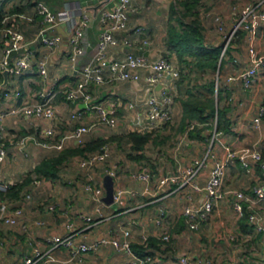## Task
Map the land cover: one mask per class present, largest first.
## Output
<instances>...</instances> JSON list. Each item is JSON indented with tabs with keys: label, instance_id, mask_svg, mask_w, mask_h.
<instances>
[{
	"label": "crops",
	"instance_id": "1",
	"mask_svg": "<svg viewBox=\"0 0 264 264\" xmlns=\"http://www.w3.org/2000/svg\"><path fill=\"white\" fill-rule=\"evenodd\" d=\"M36 1L1 0L4 18L0 28H18L25 35L26 49L18 50L14 55H21L30 50L34 54L35 65L23 75L9 74V81L3 87L2 73L0 90L3 88L20 90L22 96L18 100L0 101V111H8L23 102H36L40 100L42 91L54 85L58 95L55 98L57 117L53 125L52 140L61 141L65 135L72 133L80 125L89 126V131L83 135L81 141L72 137L67 138L64 148L59 150L41 147L33 138L35 136L38 139L43 138L42 131L47 126V121L28 118L22 113L10 114L4 119L2 124L6 131L8 153L2 165L0 178L9 184L25 179L29 181L18 198L7 199L11 204L23 207L24 215L22 223L17 225L6 224L0 220V237L5 240V243H0V264H24L26 255H35L37 252L53 257L55 259L53 264H128L132 260L131 253L116 250L111 245H103L97 250L83 253L70 260L78 243L91 242L103 236H114L123 240L126 231L130 232L132 245L143 244L144 235L159 240L157 244L161 248L151 249L155 253L156 264H180V258L184 255L193 258L205 255L208 258L209 254L213 253V248L207 246L204 241L210 236L212 244L216 235V223L224 225L226 220H222V210L225 212L231 206L235 209L236 191H244L254 198L253 187L264 181L261 166L254 164L252 170L247 172L238 157L231 160L224 182L226 195L219 207L211 214L209 221L199 230L189 228L184 209L189 204L199 205L205 198V192L196 191L190 183L184 184L182 177L166 186L160 184V179L169 172L181 173V170L194 160L206 158L207 165L195 178V182L203 186L210 175L213 163L224 157L227 149L255 148L264 155V117L259 125L256 124L260 108L264 105V64L261 65L252 82L246 85L242 74L251 66L246 30L237 43L230 45V54H226L222 70L219 62L218 74L214 78L216 81L214 97L218 104L217 89L220 84L223 94L222 106L227 108L228 129L217 131V117L207 122H198L199 125L196 124L194 127H191L194 121L185 126L182 123L184 111L181 99L187 97L189 90L201 97L212 96V93L206 86L207 81L202 83L199 91L193 89L194 86L190 84L185 87L177 84L182 66L175 51L169 49L167 40L170 13L178 0H132L129 27L124 32L118 33L119 43L108 49V57L119 58L128 51L136 53L143 51L152 61L161 56L168 58L179 70V78L173 91L172 119L164 124L148 120V97L151 90L144 73L137 81L112 80L93 83L90 86L94 102L115 105L118 124L110 126L102 122L98 114L94 110H89L85 103L67 101L63 97V91L75 86L82 78V67L94 54L101 31L97 14L103 8L113 7L116 0H43L56 14H61L68 8L81 6L92 15L83 40L87 43L86 52L78 58L76 64L69 59V28L66 23L60 24L63 27L59 32L63 34L64 39L59 48L49 47L42 41H37L44 23L43 17L36 13ZM220 1L202 0L201 4H208L211 7L205 13L200 7L199 19L205 26L207 44L222 45V57L231 39L227 41L226 37L233 30L238 16L231 14V2ZM246 2L240 1L239 5ZM220 13L228 22L225 28L227 29L230 24L233 26L223 37L222 41L226 40L225 43L221 42L220 36L212 29V26H216L214 15ZM76 17L80 21V14ZM139 24L146 25L145 34L136 32L135 28ZM225 28L223 31L215 29L225 33ZM143 38L149 39V45H143ZM3 45V36L0 34V49ZM255 45L259 55L264 56V37H259ZM40 60L47 62L48 75L45 78L38 71L37 63ZM208 70L210 69L203 71ZM160 88L156 87V90ZM131 103H134V106H130ZM79 109H83L85 117L82 120L72 119V112ZM131 130L150 135L141 149L133 148L134 142L127 136ZM23 136H27V139L25 147L21 148L19 139ZM98 138L108 139L105 144L109 145L111 156L107 161L97 162L93 167L86 169L80 165L84 155H72L60 166L56 178L41 177L34 172L35 166L43 159L57 156L77 145H84ZM144 167L152 173L150 182L134 177V174ZM112 170L116 172L115 190L124 188L126 193L121 201L112 205L103 200L101 211L105 218L88 226L89 222L84 218L85 215H92L95 220H100L101 216L97 211L98 203L85 190V184L94 183L97 186H104V175ZM28 194L31 195L30 199L26 198ZM247 203L244 202L245 205ZM256 206L264 213V202H258ZM235 211L238 212L236 209ZM241 216L239 213L237 221L242 237H245V240H257L260 237L264 248V233L257 232L249 219L251 231L243 230L240 225ZM37 220L42 221L43 225L37 226L35 223ZM67 221L73 222L81 230L77 233L75 245L72 248L52 249L50 244L45 242V237L64 234ZM23 223L28 225L27 231L23 230ZM226 230L224 226V231ZM194 232L198 234L194 235ZM165 234L170 236L169 240H162L161 237ZM166 243L169 248H165ZM235 245L237 247V244ZM231 251L234 255L235 250ZM209 259L215 264L214 258L209 257ZM235 259L234 257L229 264L238 262Z\"/></svg>",
	"mask_w": 264,
	"mask_h": 264
},
{
	"label": "built area",
	"instance_id": "2",
	"mask_svg": "<svg viewBox=\"0 0 264 264\" xmlns=\"http://www.w3.org/2000/svg\"><path fill=\"white\" fill-rule=\"evenodd\" d=\"M36 13L43 17L44 25L40 29L42 42L49 47L59 48L64 36L57 27L62 23H66L69 28V44L70 53L69 59L73 64H76L78 58L86 52L87 43H85V29L87 28L89 20L92 15L88 10L81 6L68 8L61 14H56L49 5L43 0L36 1ZM132 13V0H116L113 7L103 8L98 16V21L101 27L98 43L92 57L82 67V78L79 82L63 91V97L72 103L83 102L89 110H94L102 122L110 126L118 124L117 109L113 104H98L94 102L93 94L90 86L93 83H104L112 80H139L144 73L146 79L150 84V94L148 97V120L157 124L167 123L172 119V109L174 103V88L176 81L179 78V70L166 57H159L152 61L148 56L133 51H128L123 57L112 58L108 57V49L119 43L117 37L118 33L124 32L129 27V22ZM77 14H80V21L77 20ZM231 14L238 16L234 23V28L226 37L227 41L233 36L238 29H244L247 32V40L249 42V51L251 55V66L243 74V81L249 85L257 71L264 64V56L259 55L256 47V40L259 37H264V0L248 1L243 5L234 4L232 6ZM96 16V15H95ZM214 20L217 28L223 31L226 25V17L222 14H215ZM136 32L145 34L147 27L144 24L136 26ZM0 34L3 36L4 45L0 49V69H8L10 75L20 76L32 69L35 65V58L32 51H25L21 55H14L15 51L25 47V35L18 28H0ZM143 45H149L148 38L142 39ZM38 71L45 78L48 75V66L45 60L38 61ZM161 85L160 90L156 87ZM58 91L55 86L47 87L40 93V100L36 102H23L15 105L8 111H0V174L2 165L7 157L6 146V131L2 124L4 119L10 114L22 113L28 118L41 119L47 121V126L42 131V139L36 136L34 140L45 148H56L62 150L64 148L65 140L69 137L75 138L78 141L83 139V135L89 131V126L80 125L76 127L72 133L65 135L61 141L52 140L54 135V122L57 117V105L55 98ZM22 96L20 90H12L10 88H3L0 90V101L6 99L18 100ZM130 106H134L131 103ZM72 119L82 120L85 117L83 109L74 111L71 114ZM264 117V105L260 108V114L256 119V124L259 125ZM197 123H192L194 127ZM27 136L19 139V146L24 148L26 145ZM27 153V152H26ZM111 156V150L108 144L102 146L99 150L90 153L88 156L80 160L82 168L89 169L97 162L107 161ZM238 157L243 168L250 172L254 164H259L264 175V155L255 148H242L239 150L227 149L224 157L217 159L210 170V175L206 183L201 186L195 182L196 176L207 165V159H196L192 163L185 166L181 173L169 172L161 177L160 184L166 186L169 183L176 182L179 178H183L184 184L190 183L196 191H204L205 198L199 205H187L184 209L187 224L191 230H199L206 224L211 214L219 207L221 201L225 197L224 182L227 172V167L231 160ZM113 176L116 175L114 170L109 171ZM134 177L145 182H150L152 173L147 167L136 174ZM9 183L0 178V190H6ZM85 190L89 192L95 201L98 203L97 211L100 220H95L92 215H85L84 218L88 226L95 221H101L105 218L101 211V205L104 204L103 196L105 195V187L97 186L94 183H86ZM126 190L120 188L115 190V202L122 200ZM254 198L249 196L244 191L235 192V209L243 215L245 204L247 203L248 219L255 227L257 232L264 233V213L261 212L256 204L264 202V181L256 184L253 187ZM27 199L31 198L28 194ZM54 208V206H52ZM24 215V209L20 206L11 204L8 200L0 199V220L6 224L17 225L22 223L21 220ZM37 226H42L43 222L37 220ZM87 227V226H86ZM85 227V228H86ZM23 230L29 229L28 225L22 224ZM66 232L64 234H54L45 237V242L50 244L52 249L56 248H72L75 245V238L77 233L81 231L71 221L65 224ZM130 232H125V238L120 240L114 236H103L92 240L91 242L78 243L76 251L70 257V260L79 257L81 254L97 250L103 245H111L116 250H125L131 253L132 260L128 264H156V257L151 253L137 254L133 251L132 242L129 238ZM234 236V235H233ZM231 237L232 240L234 237ZM169 235L165 234L162 240H169ZM149 236L144 235L142 243L148 240ZM0 243H5L3 237H0ZM81 259V258H80ZM55 259L50 256H45L41 252L35 255H26L24 257V264H53ZM213 264V261L207 257H195L184 255L180 258V264ZM232 264H238L233 262Z\"/></svg>",
	"mask_w": 264,
	"mask_h": 264
},
{
	"label": "trees",
	"instance_id": "3",
	"mask_svg": "<svg viewBox=\"0 0 264 264\" xmlns=\"http://www.w3.org/2000/svg\"><path fill=\"white\" fill-rule=\"evenodd\" d=\"M201 1L202 0H178V3H174L169 17V38L167 40V45L169 46V49H173L177 54L178 61L182 66V78L185 76L186 66L191 68L196 67L200 70L208 68L217 70L220 62V70H222L225 56L226 54H230V45L232 44L231 40L222 57V45L213 46L207 44L204 26L199 19L200 7L202 5ZM3 18L4 15L2 13V4L0 0V27H2L1 22ZM236 33L239 41L244 36L245 30L238 29L236 30ZM188 57L193 60L188 59ZM1 77L2 72L0 71V78ZM206 86L208 87L210 93H212V96L201 97L189 90L187 97L181 99L184 111L182 123L186 126L193 121L207 122L209 119H215L217 117V131L227 130L229 127V120L226 118L227 108L222 106L223 94L220 84L217 89L218 104H216L214 97L216 92L215 79L209 78L206 82ZM127 136L133 140L134 149H141L150 138L149 134H143L136 130L129 131ZM107 141L108 139L98 138L89 141L84 145H77L75 148L59 153L57 156L45 158L35 166L34 172L41 177L56 178L58 176L60 166L69 156L84 155V157H86L90 153L99 150ZM28 181L29 179H25L21 182L9 184V187L6 190H0L1 198L3 200L18 198L21 191L28 184ZM248 214L249 212L247 206L245 205L243 215L240 218V225L243 230L250 232L252 227L248 223ZM158 242L159 240L154 237H149L145 243L133 244L132 248L134 252L140 255L147 253L154 255L155 253L151 249L161 248L160 245L157 244Z\"/></svg>",
	"mask_w": 264,
	"mask_h": 264
},
{
	"label": "rangeland",
	"instance_id": "4",
	"mask_svg": "<svg viewBox=\"0 0 264 264\" xmlns=\"http://www.w3.org/2000/svg\"><path fill=\"white\" fill-rule=\"evenodd\" d=\"M222 1L223 0H221L220 2ZM240 1L248 2V1H253V0H227V2L229 3L231 2L232 4V5L230 4L231 8L234 4H240L239 3ZM224 4L226 5V2ZM201 7L205 13L211 7V5L202 4ZM232 27H233L232 24H230V26H227V29L225 28L226 29L225 33L217 31L215 29L217 28L216 26H212V29L215 31V34L220 36L221 42H223L222 40H223L224 35L226 36ZM230 40L232 43L233 42L237 43L238 42L237 33L234 34V37L232 36ZM225 42L226 40H224L223 43ZM189 59H192V58L189 57ZM179 69H181V67H179ZM217 74H218L217 70L210 69L208 71H203L196 67L191 68V67L186 66L185 76L184 78H182L181 73H180V78L178 79L177 84L183 87L190 84L194 86L193 89L199 91L202 88L201 87L202 83H205L209 78H216ZM219 75H221V73H219ZM194 122H196L197 125H199L198 121H194ZM238 216H239V213L235 211L233 206L228 207V209L225 210V212H223L222 210L221 212V217L223 218L222 220H226L224 222V225L217 222L216 228L214 226L216 235L214 237L212 244L210 242V236L207 237L206 240L204 241L205 244L206 243L208 244V245L206 244L207 246L210 245L213 248V253L209 254L208 258L209 257L214 258L215 264L217 263L225 264L226 262L227 264H229V262H231V260H233L234 257L236 258L235 260L239 262L238 264H264V248L262 246L263 243H261L260 237L257 238V240H251V239L245 240V237L243 238L242 234L239 231L238 221H237ZM224 226H226L227 228L226 231H224ZM196 234H198V232H194V235ZM232 235H234L233 236L234 240H232L231 238ZM235 244H237V247ZM169 247H168V243H166L165 248H169ZM231 250H235L234 255ZM201 257H206V256L203 255Z\"/></svg>",
	"mask_w": 264,
	"mask_h": 264
},
{
	"label": "water",
	"instance_id": "5",
	"mask_svg": "<svg viewBox=\"0 0 264 264\" xmlns=\"http://www.w3.org/2000/svg\"><path fill=\"white\" fill-rule=\"evenodd\" d=\"M62 27H63L62 25H59L57 27V30L59 31ZM37 41H42V36H39ZM25 49H26V47L21 48L19 51H24ZM14 53H17V51H15ZM140 53L141 54L142 53L146 54L143 51H141ZM2 73L4 75V82L2 83L1 86L3 87L5 85H7L8 81H9V70L8 69H4L2 71ZM157 87H161V85H158ZM104 187H105V190H106V194L103 197V200L109 205L114 204V202H115V199H114V195H115V179H114L113 174H111L110 172L106 173L104 175Z\"/></svg>",
	"mask_w": 264,
	"mask_h": 264
}]
</instances>
